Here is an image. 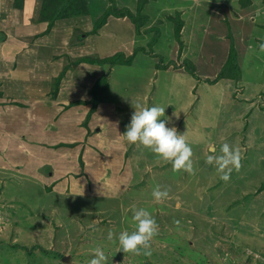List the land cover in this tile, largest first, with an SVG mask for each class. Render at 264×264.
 <instances>
[{"label": "rangeland", "instance_id": "obj_1", "mask_svg": "<svg viewBox=\"0 0 264 264\" xmlns=\"http://www.w3.org/2000/svg\"><path fill=\"white\" fill-rule=\"evenodd\" d=\"M35 1L33 16L40 18ZM140 1L145 0L116 4L136 12ZM247 1L149 0L143 14L150 20L142 31L153 32L138 34L128 18L112 16L92 35L110 1L88 0L87 16L53 26L55 35L72 29L73 43L95 50L90 59L137 53L131 66L118 65L110 77H102L106 83L99 93L122 111L124 131L137 104L165 108L167 126L185 134L192 148L195 174L174 172L148 149L129 143L124 158L104 176L87 173L85 192L81 185L47 187L61 184L47 169L40 182L27 170L0 169V264H87L98 247L107 264H264V53L258 47L264 43V5L255 12ZM25 6L22 13L35 22L33 8L25 11ZM178 13L184 20L179 38L173 21ZM22 34L26 43L44 35L30 38L27 29ZM232 49L241 79L226 75L215 84L206 82L219 76ZM2 142L0 150L6 148ZM225 142L243 154L241 170L227 183L206 164L207 145L214 144L220 154ZM157 185L169 191L163 203L152 196ZM133 206L148 210L159 226L151 256L120 251V232L135 230Z\"/></svg>", "mask_w": 264, "mask_h": 264}, {"label": "crops", "instance_id": "obj_2", "mask_svg": "<svg viewBox=\"0 0 264 264\" xmlns=\"http://www.w3.org/2000/svg\"><path fill=\"white\" fill-rule=\"evenodd\" d=\"M25 4V11L33 8L35 18L37 2L25 0ZM261 4L264 0H251L248 7L261 11ZM23 9L16 8L15 0H0V140L6 146L0 150V169L22 174L27 170L37 182L47 169L50 178L62 184L47 187L81 185L85 192L83 182L91 178L88 172L104 176L127 154L128 142L121 136L125 133L122 111L114 101L103 100L101 88L93 90L118 65L80 60L90 58L95 50L73 43L72 29L59 35H55L56 28L46 32L48 23L38 18L28 21L30 14L22 13ZM25 29L31 32L30 38L44 35L26 43L22 37ZM58 44L64 46V53L57 49ZM92 58L103 59L98 55ZM133 62L120 65L131 66ZM106 89L112 90L109 82ZM94 95L98 103L88 119Z\"/></svg>", "mask_w": 264, "mask_h": 264}, {"label": "clouds", "instance_id": "obj_3", "mask_svg": "<svg viewBox=\"0 0 264 264\" xmlns=\"http://www.w3.org/2000/svg\"><path fill=\"white\" fill-rule=\"evenodd\" d=\"M259 51L264 53V43L259 44ZM165 108L160 106L142 107L137 104L131 115L130 123L123 135L129 144L141 145L151 151L159 160L172 165L174 172L194 175L193 151L186 141L185 134H179L175 127H168L170 119H165ZM206 164L214 166L220 180L227 183L233 171L242 168L243 154L239 147L225 142L220 147V154L214 144L207 145ZM152 196L156 203H163L169 198L167 189L157 185ZM132 221L135 230H124L118 236L120 251L133 256H151L152 241L159 234V226L153 215L144 208L133 206ZM179 227L180 222L174 221ZM108 240L113 241L114 233L108 232ZM87 264H107V257L101 248L94 249V258Z\"/></svg>", "mask_w": 264, "mask_h": 264}, {"label": "trees", "instance_id": "obj_4", "mask_svg": "<svg viewBox=\"0 0 264 264\" xmlns=\"http://www.w3.org/2000/svg\"><path fill=\"white\" fill-rule=\"evenodd\" d=\"M40 5V18L39 21L48 23V32L53 28V26L62 19H67L71 17H79V16H87L89 14V4L88 0H37ZM110 5L104 12V14L98 19V21L95 23L94 29L91 31L92 35H97V33L108 23V20L113 16L115 18H128L134 25L135 29L138 32V34L144 33H151L155 29L149 28L142 31V28L145 26V23H147L150 18L143 14V10L145 9L146 4L149 0L140 1L139 5L137 7V11L134 12L131 9L123 8L119 9L116 4V0H109ZM24 0H15V6L16 8L22 9ZM249 4L251 3V0L247 1ZM180 18H178L176 21V36L179 38L182 32V28L184 26V20L182 19V14L178 13ZM142 18V20H141ZM175 18V17H174ZM141 20V21H140ZM156 37H159V31L156 30ZM87 36V35H86ZM136 53L126 56L124 52H118L113 56L106 57L103 59H90L88 58H81L80 60H86L91 63H98V64H108L110 66H116L120 64H126L130 65L133 62V59L135 57ZM194 69H190V74L194 76ZM228 75L229 78L239 80L241 77L240 75V68L237 62V55L235 52V49H232L231 56L229 57L228 61L226 62L224 68L221 70V73L217 78H215L214 81L208 80L206 82L210 84H215L218 82V80L222 76ZM230 75V76H229ZM104 82L103 79H100L98 83L94 87V91L98 90L103 86ZM93 107L88 115V119L91 118V115L93 111L95 110V106H97V99L95 98V95L93 97ZM83 166V163H81ZM24 250L27 251L25 248ZM31 254V252H30Z\"/></svg>", "mask_w": 264, "mask_h": 264}, {"label": "water", "instance_id": "obj_5", "mask_svg": "<svg viewBox=\"0 0 264 264\" xmlns=\"http://www.w3.org/2000/svg\"><path fill=\"white\" fill-rule=\"evenodd\" d=\"M65 261L68 262V258L67 257H65Z\"/></svg>", "mask_w": 264, "mask_h": 264}]
</instances>
